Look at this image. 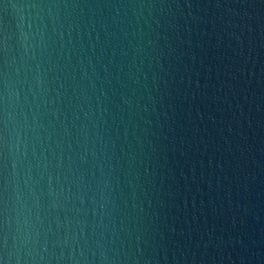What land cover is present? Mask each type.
<instances>
[{
  "label": "water",
  "instance_id": "1",
  "mask_svg": "<svg viewBox=\"0 0 264 264\" xmlns=\"http://www.w3.org/2000/svg\"><path fill=\"white\" fill-rule=\"evenodd\" d=\"M0 264H264V0H0Z\"/></svg>",
  "mask_w": 264,
  "mask_h": 264
},
{
  "label": "snow or ice",
  "instance_id": "2",
  "mask_svg": "<svg viewBox=\"0 0 264 264\" xmlns=\"http://www.w3.org/2000/svg\"><path fill=\"white\" fill-rule=\"evenodd\" d=\"M4 241L6 242V237L4 238Z\"/></svg>",
  "mask_w": 264,
  "mask_h": 264
}]
</instances>
